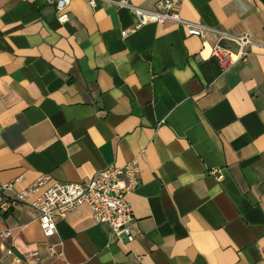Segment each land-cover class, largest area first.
Masks as SVG:
<instances>
[{
  "label": "crops",
  "instance_id": "crops-1",
  "mask_svg": "<svg viewBox=\"0 0 264 264\" xmlns=\"http://www.w3.org/2000/svg\"><path fill=\"white\" fill-rule=\"evenodd\" d=\"M174 1L185 21L249 35L247 61L224 70L213 50L236 42L172 23L124 38L137 19L109 2L74 0L61 25L46 0H0V189L141 170L133 243L89 206L46 238L19 204L0 213V264H264V1Z\"/></svg>",
  "mask_w": 264,
  "mask_h": 264
},
{
  "label": "built area",
  "instance_id": "built-area-1",
  "mask_svg": "<svg viewBox=\"0 0 264 264\" xmlns=\"http://www.w3.org/2000/svg\"><path fill=\"white\" fill-rule=\"evenodd\" d=\"M54 6L61 25L69 22L68 8L74 0H46ZM99 2H109L118 8L129 10L137 19L134 29L122 32L124 38L135 30L149 24L165 25L172 23L185 29L189 37H203L206 32L214 33L220 40H230L238 44L241 51L237 55L216 46L212 56L220 66L227 70L241 61H247V48L254 42L249 35L235 37L226 31L209 29L182 19L177 3L174 0H161L155 10L136 7L130 0H88L91 8L96 9ZM141 170L133 162L123 167L112 166L98 173L89 183L63 184L55 181L50 175L40 176L32 185L23 188L15 197H8L24 180L21 177L13 183L4 185L0 189V213H8L12 208L23 204L35 209L39 213L40 228L46 238H51L58 231L60 221L66 219L72 212L82 206H89L95 220L100 225H107L112 231V242L121 243L124 239L133 243L135 237L132 227L136 218L129 196L140 186ZM216 175V171L213 173ZM12 237L11 231L0 235L1 239ZM39 261V255L34 253L28 261Z\"/></svg>",
  "mask_w": 264,
  "mask_h": 264
},
{
  "label": "trees",
  "instance_id": "trees-1",
  "mask_svg": "<svg viewBox=\"0 0 264 264\" xmlns=\"http://www.w3.org/2000/svg\"><path fill=\"white\" fill-rule=\"evenodd\" d=\"M264 1V0H263ZM4 217H6V214L3 215Z\"/></svg>",
  "mask_w": 264,
  "mask_h": 264
}]
</instances>
